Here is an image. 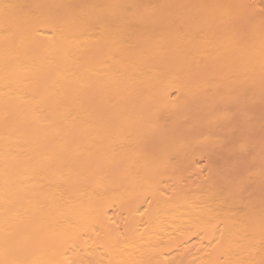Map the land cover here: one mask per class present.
<instances>
[{"label":"bare ground","instance_id":"6f19581e","mask_svg":"<svg viewBox=\"0 0 264 264\" xmlns=\"http://www.w3.org/2000/svg\"><path fill=\"white\" fill-rule=\"evenodd\" d=\"M0 264H264V0H0Z\"/></svg>","mask_w":264,"mask_h":264}]
</instances>
